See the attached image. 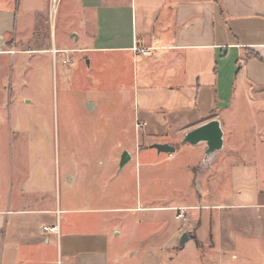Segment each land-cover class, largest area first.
Returning a JSON list of instances; mask_svg holds the SVG:
<instances>
[{"label": "rangeland", "instance_id": "rangeland-1", "mask_svg": "<svg viewBox=\"0 0 264 264\" xmlns=\"http://www.w3.org/2000/svg\"><path fill=\"white\" fill-rule=\"evenodd\" d=\"M42 6L41 33L53 30L63 48L65 38L76 34L70 30L75 21L60 2ZM65 55L56 61L51 54L23 55L21 62L0 55V136H13L0 143V157L30 160L47 182L68 175L72 198L77 181L86 186L84 201L94 186L100 193L111 189V200L105 198L109 192L101 194V206H119L114 196L126 182L129 213L103 215L108 264H264L260 88L240 106L255 114L232 133L236 150L224 143L214 161L204 164L205 153L182 145L181 133L149 132L141 125L139 132L132 66L124 54H76L72 67L63 64ZM164 136L177 148L170 156L151 149ZM127 147L133 161L120 171ZM179 209L186 210V221L177 219ZM184 233L190 239L180 248Z\"/></svg>", "mask_w": 264, "mask_h": 264}, {"label": "crops", "instance_id": "crops-1", "mask_svg": "<svg viewBox=\"0 0 264 264\" xmlns=\"http://www.w3.org/2000/svg\"><path fill=\"white\" fill-rule=\"evenodd\" d=\"M51 1L64 5L75 21L70 30L76 34L65 38L63 48L53 30L39 28L42 5ZM44 41L47 46H39ZM135 46L151 54H135ZM53 48L58 54H124L132 66L139 132L184 135L216 119L234 151L232 133L255 114L240 106L254 89L264 97V0H0L1 56H19L21 62L23 55L51 54L56 61ZM261 128L264 132V124ZM2 135L1 144L13 139L7 131ZM170 143L164 136L153 144ZM195 149L206 151L203 144ZM5 157H0V264H108L103 215L129 213V185L120 183L114 196L119 206H101V194L109 192L105 198L111 200V189L100 193L94 186L84 201L86 186L77 181L72 198L68 175L47 182L30 160Z\"/></svg>", "mask_w": 264, "mask_h": 264}, {"label": "water", "instance_id": "water-1", "mask_svg": "<svg viewBox=\"0 0 264 264\" xmlns=\"http://www.w3.org/2000/svg\"><path fill=\"white\" fill-rule=\"evenodd\" d=\"M89 108H93L92 104H89ZM190 144L192 146H198L200 144L206 145L205 156L203 159L204 164H210L214 161L217 152L221 151L224 146V132L219 120H212L206 124L196 127L184 134L182 139V145ZM152 149H156L159 153L173 154L177 148L170 144H153ZM132 159L130 153L125 151L120 161V171H122L128 162ZM189 240V234L184 233L180 239V248L185 246V243Z\"/></svg>", "mask_w": 264, "mask_h": 264}, {"label": "built area", "instance_id": "built-area-1", "mask_svg": "<svg viewBox=\"0 0 264 264\" xmlns=\"http://www.w3.org/2000/svg\"><path fill=\"white\" fill-rule=\"evenodd\" d=\"M133 52L135 54H141V55H150L151 54V49L150 48H140V47H133ZM66 53L65 58L63 59V64L67 67H72L73 63H74V55L73 53H75L74 51H64ZM58 53H61V51L56 50L55 48L52 49V54L55 57ZM185 213L186 210L185 209H179L178 210V214H177V219L178 220H183L186 221L185 218ZM45 231L48 232H52V233H56L58 232L57 227H44Z\"/></svg>", "mask_w": 264, "mask_h": 264}]
</instances>
